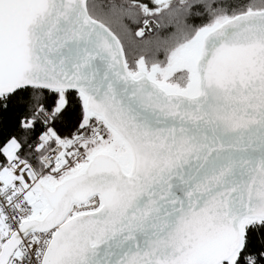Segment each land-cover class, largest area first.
<instances>
[{"label":"snow or ice","instance_id":"1","mask_svg":"<svg viewBox=\"0 0 264 264\" xmlns=\"http://www.w3.org/2000/svg\"><path fill=\"white\" fill-rule=\"evenodd\" d=\"M0 264H264V0H0Z\"/></svg>","mask_w":264,"mask_h":264}]
</instances>
